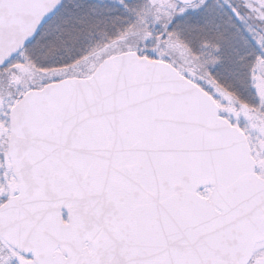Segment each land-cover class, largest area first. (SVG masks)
<instances>
[{"label":"snow or ice","instance_id":"6c2138e0","mask_svg":"<svg viewBox=\"0 0 264 264\" xmlns=\"http://www.w3.org/2000/svg\"><path fill=\"white\" fill-rule=\"evenodd\" d=\"M0 264H264V0H0Z\"/></svg>","mask_w":264,"mask_h":264}]
</instances>
